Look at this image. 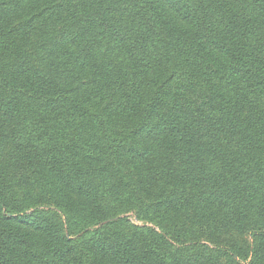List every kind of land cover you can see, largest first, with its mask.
I'll return each instance as SVG.
<instances>
[{
  "label": "trees",
  "instance_id": "16d2710c",
  "mask_svg": "<svg viewBox=\"0 0 264 264\" xmlns=\"http://www.w3.org/2000/svg\"><path fill=\"white\" fill-rule=\"evenodd\" d=\"M0 264H264V0H0Z\"/></svg>",
  "mask_w": 264,
  "mask_h": 264
}]
</instances>
